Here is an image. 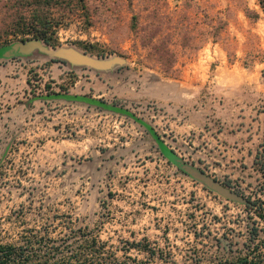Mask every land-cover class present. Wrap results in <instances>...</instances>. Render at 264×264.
Segmentation results:
<instances>
[{"label": "rangeland", "instance_id": "1", "mask_svg": "<svg viewBox=\"0 0 264 264\" xmlns=\"http://www.w3.org/2000/svg\"><path fill=\"white\" fill-rule=\"evenodd\" d=\"M64 2L57 47L125 62L96 70L38 50L0 58V244L50 263L261 262L258 0H85L86 12L78 0ZM21 3L0 0V46L23 38L13 31ZM55 92L129 109L178 157L247 203L185 174L133 116Z\"/></svg>", "mask_w": 264, "mask_h": 264}, {"label": "trees", "instance_id": "2", "mask_svg": "<svg viewBox=\"0 0 264 264\" xmlns=\"http://www.w3.org/2000/svg\"><path fill=\"white\" fill-rule=\"evenodd\" d=\"M64 1L69 2L70 0H22L21 3V15L18 16L17 20H15L13 31L15 34H22V42L28 41V38L25 36H31L33 39H39L44 41L46 44L57 47L60 45L59 38L57 36L56 27L59 26V22L56 21L57 11L60 8H63ZM79 4H81L82 10L85 12L86 5L85 0H78ZM260 7L264 12V0H258ZM31 40V39H30ZM9 44L6 43L0 46V58H1V50L4 49ZM80 47L91 52L96 53L97 55H102L103 53L99 50L97 44H83L78 43ZM17 55V54H15ZM15 55L8 56L7 58L14 57ZM56 61V60H51ZM50 87V86H49ZM65 89V88H63ZM53 95L57 97H67L74 99H81L84 101H88L90 103H96L99 105H103L104 107H108L120 113H124L130 116H133L137 121L141 122L143 125L147 127V129L151 132V134L158 140L161 150L163 154L169 159L168 156L176 155V153L169 149L163 141L160 139L158 133L153 129L152 126L147 124L143 119L136 117L129 109L118 107L115 104L108 105L104 100H97L94 98H88L85 96L78 95H68L63 94L62 92H55ZM264 174V170H263ZM247 206H250L247 205ZM254 233H257L254 230ZM32 255H25V249L23 247H15L11 244H0V264H95L92 262L85 261H76L75 263L69 262H59L54 261L50 262H36L32 259ZM261 262L264 264L263 257L261 258ZM256 256L249 258V256L241 257L237 264H259Z\"/></svg>", "mask_w": 264, "mask_h": 264}, {"label": "water", "instance_id": "3", "mask_svg": "<svg viewBox=\"0 0 264 264\" xmlns=\"http://www.w3.org/2000/svg\"><path fill=\"white\" fill-rule=\"evenodd\" d=\"M37 50L47 58L63 59L73 65L87 66L96 70H108L117 64H123L125 62V59L120 57L99 59L88 53L82 52L76 47H51L39 39L9 44L1 50V58H7L8 56L15 54L28 55ZM168 157L171 159V162L181 169L185 174L194 180L201 182L211 191L218 193L228 200L242 204L247 203V199L244 196L232 190L218 179L210 176L205 171L185 162L180 157H178L177 154Z\"/></svg>", "mask_w": 264, "mask_h": 264}]
</instances>
